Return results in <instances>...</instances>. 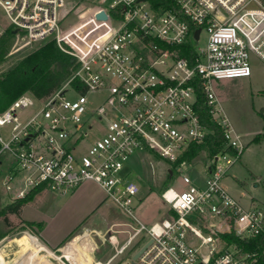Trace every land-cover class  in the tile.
<instances>
[{
	"label": "built area",
	"instance_id": "obj_1",
	"mask_svg": "<svg viewBox=\"0 0 264 264\" xmlns=\"http://www.w3.org/2000/svg\"><path fill=\"white\" fill-rule=\"evenodd\" d=\"M0 15L24 46L55 42L72 64L58 91L23 94L0 113V166L10 160L1 182L13 202L37 187L65 194L96 184L131 219L110 230L105 264H133L149 242L136 264L259 262L261 248L244 245L264 241V207H244L223 187L246 144L214 82L251 78L264 64V0H0ZM187 44L192 56L183 57ZM197 78L225 140L203 186L178 162L210 132L196 110ZM137 152L178 166L162 193L174 214L151 226L136 216L141 188L125 172ZM231 233L242 246L218 238Z\"/></svg>",
	"mask_w": 264,
	"mask_h": 264
},
{
	"label": "rangeland",
	"instance_id": "obj_2",
	"mask_svg": "<svg viewBox=\"0 0 264 264\" xmlns=\"http://www.w3.org/2000/svg\"><path fill=\"white\" fill-rule=\"evenodd\" d=\"M82 4L87 6L85 2ZM8 27V22L0 15V36ZM24 41V38L16 34L5 46L0 74L47 43L45 40L24 46ZM214 90L228 118L246 144L240 160L224 178L223 187L244 207H264V64L259 62L254 66L251 78L215 81ZM211 159L208 153L202 152L192 161H182L187 164L184 173L189 175L197 186H203L207 165ZM3 161L4 165L0 166L1 208L13 202L1 182L10 160L6 157ZM177 167L169 166L167 161L151 152H137L131 157L125 172L130 173L131 179L141 188L136 216L147 226L162 223L170 217L171 211L163 201L162 193L176 180ZM8 218L10 228H6L3 219H0V229L11 232L0 248L5 249L6 253L11 252L17 247L12 241H15L16 237L23 240L25 236L29 238L26 239L29 250L33 247L30 242L33 239L37 241V246L41 241L48 246L57 245L50 251L51 255L49 252L41 254L42 257L47 255L48 264H105L114 253V248L107 240L108 227L131 222L105 192L93 183L82 191L74 190L65 194L45 189L31 203L25 205L18 215L11 214ZM24 222H42L43 227L29 228ZM117 236L121 243L127 238L122 234ZM199 244L197 241L196 247L203 252L205 247L200 248ZM73 246L74 254L71 256L74 257L65 255V250ZM18 254L20 251L8 257L0 252V264L9 258L15 259ZM75 257L80 262L75 260ZM115 264L123 263L118 260Z\"/></svg>",
	"mask_w": 264,
	"mask_h": 264
},
{
	"label": "trees",
	"instance_id": "obj_3",
	"mask_svg": "<svg viewBox=\"0 0 264 264\" xmlns=\"http://www.w3.org/2000/svg\"><path fill=\"white\" fill-rule=\"evenodd\" d=\"M16 33V29L9 26L7 31L0 36V64L5 55V46L16 36ZM181 49V56H192L193 47L191 44L183 45ZM71 65L70 57L61 52L56 43L52 41L45 43L36 51L24 57L10 69L0 74V113L6 110L23 94H31L36 99L42 100L58 91L65 81L70 78ZM197 82L195 86L197 97L196 110L210 132L203 142L192 143L178 161L179 163L182 161H192L202 152H206L210 157H214L222 153L225 148L224 131L212 118L210 108L206 104V95L200 83V78H197ZM42 191H44L43 187L34 188L25 197L17 199L2 208L0 207V219H3L5 227L10 228L9 215H18L22 208L31 203ZM171 214L174 213L171 211ZM24 223L29 228L37 226L41 229L43 227L42 223ZM10 233V230L0 229V242L9 237ZM218 238L229 245L237 244L242 246L243 244L234 233L220 234ZM244 246L247 250L261 248L260 251L262 252L257 264H264V241L262 239L247 243Z\"/></svg>",
	"mask_w": 264,
	"mask_h": 264
},
{
	"label": "crops",
	"instance_id": "obj_4",
	"mask_svg": "<svg viewBox=\"0 0 264 264\" xmlns=\"http://www.w3.org/2000/svg\"><path fill=\"white\" fill-rule=\"evenodd\" d=\"M89 184H92V183L91 182H87V183L82 184L79 188H77L75 190V192L84 190V188L87 187V185H89ZM40 223H42V222H40ZM114 225H116V224H113V225H111V226L108 227V230H107L108 233L110 232V230L113 229V226ZM122 235H124V234H122ZM16 238L17 239L15 241H12V242H15L17 244V247L16 248H13V250L11 252L9 251L8 253H6V250L5 249L0 248V252L1 253H4L5 255H7L9 257L10 255L15 254L16 252L20 251L21 250V243H20L19 239H21V238L20 237H16ZM26 239H29V238L25 236L23 238V243L25 244V247L27 248V251H23L20 254H18L15 259L9 258L7 261L5 260L4 262H8V261L14 260L11 264H48V261L46 259L47 255H43V257H42L41 254H47L49 252V254L51 255L50 251H52L57 245L52 247V246H48L44 241H41V243L37 246L36 245L37 244V241L35 239H33L32 241L29 240L32 243V245H33V247L30 246V247H32V249L29 250L28 247H27V245H26ZM118 239H119V237H118ZM4 240H7V239L6 238L3 239L0 242V245H1V243L4 242ZM108 243L110 245H112L109 242V240H108ZM58 248H60V246ZM74 248H75V246H73V248L68 247L65 250V253H66L65 255H70L71 256L72 253L74 254ZM112 255L106 260V262L112 257ZM2 257L5 258V256H2ZM71 257H74V256H71ZM75 260H77L78 262H80L77 257H75ZM4 262L2 264H4Z\"/></svg>",
	"mask_w": 264,
	"mask_h": 264
},
{
	"label": "water",
	"instance_id": "obj_5",
	"mask_svg": "<svg viewBox=\"0 0 264 264\" xmlns=\"http://www.w3.org/2000/svg\"><path fill=\"white\" fill-rule=\"evenodd\" d=\"M140 1H145V0H140ZM97 18L99 19H103L106 20L107 19V15L105 14V12H101L100 14L97 15ZM200 33V30H198L196 32V36H198ZM169 173H171V171H169ZM151 242H149L148 244H146L143 248H141L134 256H133V264L135 263V260L146 250V248L150 245Z\"/></svg>",
	"mask_w": 264,
	"mask_h": 264
},
{
	"label": "bare ground",
	"instance_id": "obj_6",
	"mask_svg": "<svg viewBox=\"0 0 264 264\" xmlns=\"http://www.w3.org/2000/svg\"><path fill=\"white\" fill-rule=\"evenodd\" d=\"M19 241H20V243H21V250H20V253L23 252V251H27V248L25 247V244L23 243V240L20 239ZM13 261H14V260H12V261H8V262H4V264H11Z\"/></svg>",
	"mask_w": 264,
	"mask_h": 264
}]
</instances>
